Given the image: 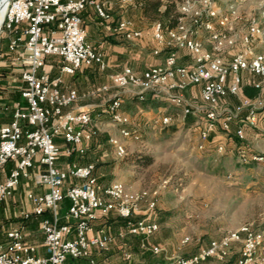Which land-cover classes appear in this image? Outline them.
Masks as SVG:
<instances>
[{"label": "built area", "instance_id": "obj_1", "mask_svg": "<svg viewBox=\"0 0 264 264\" xmlns=\"http://www.w3.org/2000/svg\"><path fill=\"white\" fill-rule=\"evenodd\" d=\"M88 5L100 17H111L107 0H10L8 3L2 31H14L9 41L10 51L22 48L25 53L20 73L25 87L22 100L12 107L11 120L0 127V176L10 162L14 163L8 175L0 180V206L23 179L34 178L44 186L43 192L31 194L32 209L23 212L22 217H42L47 255L38 254V246L25 239L24 226L18 225L8 231V242L0 244V264H70L69 257L87 258L93 248L107 250L119 238L128 235L150 238L160 230V224L150 213L136 217L143 211V205L147 211L155 208L156 192L134 190L119 180L101 184L94 175V163L59 164L62 155L85 154L87 144L98 134L92 127L89 110H65L78 100L77 89L63 90L65 74L74 75L94 64L102 70L107 67L102 54L87 39L82 14ZM179 9L182 17L176 26H165L160 20L153 22V36L159 44H173L186 50L191 63L179 64L178 53L173 50L164 65L151 67L142 74L125 67L112 76L111 85L102 84L90 91L91 95H98L112 87L116 89L109 99L107 114L119 127V135L108 140L117 157L127 154L125 140H142L141 130L129 125L124 112L127 92L141 101L152 92L154 98L166 100L187 116L202 111L196 109L186 94L199 87L205 103L200 149L205 148L219 128L229 134L233 124H237L235 132L240 139L246 137L247 128L254 130L255 138L264 135V97H242L246 78H252L255 88L264 91V52L254 48L257 42L264 41V22L249 24L241 35H230L238 17L234 6L221 7L217 0H181ZM118 30L128 39L142 34L127 19L118 23ZM202 31L209 33L212 42L209 50L198 37ZM232 49H235L232 57L226 58L225 53ZM50 55L60 57V73L55 77L45 69L46 57ZM231 97H241L240 105L233 109L228 103ZM173 121L171 114L153 119L154 124L163 128ZM58 139L65 142V147ZM224 150V144L220 143L218 151ZM247 150L245 146L238 150L242 163L264 160V155ZM66 198L70 206L62 216L60 208ZM110 213L125 219L123 229L116 234L104 229L95 231L93 221ZM189 240L186 237L183 242ZM235 243L241 246L233 264H250L263 247L264 232L257 233L251 223H244L195 253L178 258L174 264H200L210 258L223 261ZM124 256L130 258L131 253L125 252Z\"/></svg>", "mask_w": 264, "mask_h": 264}, {"label": "rangeland", "instance_id": "obj_2", "mask_svg": "<svg viewBox=\"0 0 264 264\" xmlns=\"http://www.w3.org/2000/svg\"><path fill=\"white\" fill-rule=\"evenodd\" d=\"M217 2L221 7L232 5L237 9L238 17L230 35H236L238 29L251 23L264 22V0ZM142 17L144 19L138 18L137 24L149 35L154 20ZM4 21L0 25V127L9 120L14 96L22 87L20 73L25 58L22 48L9 51V34L5 29L2 31ZM124 95V111L131 112L133 123L142 132V140H125L127 154L117 157L107 140L110 134L119 135V127L111 118L103 117L98 134L105 141L104 148H90L86 159L101 160L100 155L105 151L104 160L107 162L102 164L100 161L98 164H105V170L112 173L104 184L119 180L134 190L156 192V206L147 211L160 224L154 239L160 241V236L171 233L172 238L168 239L171 246L178 254L189 256L185 254L195 253L193 250L197 244L208 245L244 223H251L257 233L264 232V160L244 164L238 158L241 144L247 146L248 152L264 155L263 134L259 138L254 137V132L251 136L246 134L241 139L243 142H239L218 130L211 135L205 148L200 149L204 103H194L196 109L202 110L197 116H183L180 109L167 101L144 104L129 92ZM228 103L233 109L240 105L241 99L230 98ZM159 109L173 116L172 125L163 128L153 123L152 119ZM236 129L234 124L233 131ZM220 143L225 146L223 152L218 151ZM136 217L139 216L136 214ZM186 237L190 240L182 244L181 240ZM180 244L185 254L180 252ZM236 245L234 256L238 257L240 245ZM250 264H264V243L256 260Z\"/></svg>", "mask_w": 264, "mask_h": 264}, {"label": "crops", "instance_id": "obj_3", "mask_svg": "<svg viewBox=\"0 0 264 264\" xmlns=\"http://www.w3.org/2000/svg\"><path fill=\"white\" fill-rule=\"evenodd\" d=\"M107 2L108 11L111 14L109 19L100 17L92 5H88L82 14L83 25L88 32L87 39L94 49L102 54L105 62L107 63L106 69L102 70L97 64H94L92 66L83 67L74 75L65 74L63 76V90L67 91L68 88L72 87L77 89L79 94L78 100L71 106L65 108V110H89L93 117L92 127L99 133L101 129L100 125L103 124L101 119L103 117H109L107 114V106L110 97L116 89L112 87L110 91L102 92L98 95H91L90 91L93 88L102 84L111 85L112 76L121 72L125 67H131L137 74H142L145 70L151 67L164 65L166 57L173 50H176L178 53L179 64L185 65L192 62V58L186 50L177 49L173 44H159V42L155 40L152 28L153 22L151 26V34L149 35H147L148 33H145L144 28L138 26V18H144L142 17L141 10L136 5L135 1L107 0ZM123 19L131 20L134 24V28L141 30L142 34L139 37L132 39L126 38L124 34L118 30V23ZM246 28L247 26L241 27L236 33L241 35ZM198 37L203 40L205 49H211L212 42L208 32L202 31L199 33ZM254 48L256 51L264 52V41L257 42ZM236 49H239L238 45L236 46ZM155 50H158L159 52L155 53ZM234 52L235 49L228 50L225 53V57L231 58ZM46 58L45 69L47 72H49L52 77L59 75L60 57L50 55ZM186 94L191 98L193 104L197 101L204 103L201 99L199 87L192 88ZM133 96L136 97L135 95ZM21 100L22 98L18 101ZM145 100H147L148 103L155 102L156 104L166 101L161 98H154L152 92H148L146 94ZM124 112L129 118V125H135L131 118V112L126 110ZM163 114L166 113H164L162 109H159L158 112L155 113L153 119L158 115ZM10 120L11 113L9 114V120L6 123ZM133 127L139 128V126L136 125ZM252 133L253 132L251 130L246 132L249 136H251ZM112 135L113 134H110V136ZM108 140L107 143L109 144ZM58 141L59 143H62L63 147H65L66 144L62 139H58ZM104 142L105 141H103V139L99 138L98 134L87 144V151L84 155H75L72 157L62 155L59 159V164L66 166L72 163L80 165L94 163L96 168L100 161L102 164L107 162L104 160L107 155L106 152L103 151L100 155V158L102 159H97V161L94 159L92 161L87 160L86 157H89L87 156V153L90 148L103 150ZM102 164L96 168L97 175L100 176V178H108L107 176L112 172L105 170L106 165ZM9 170L10 169L7 166L1 175L0 180L4 179L8 175ZM44 190V186L38 184L34 178L23 179L22 182L15 188L13 195L4 201L3 205L0 206V244H6L8 242V231L11 228L23 225L25 239L38 246L39 255H47L44 246V233L41 224L42 217H31L29 219H24L22 217L23 212L30 211L32 209L31 194L41 193ZM69 206V201L65 199L60 208L62 216L65 215ZM142 207L143 211L137 214L139 217L148 214L147 210H144L146 205H143ZM4 221H6L7 224H2ZM93 226L95 231L104 229L107 232L116 234L123 229V220L117 218L115 214L99 215V217L93 221ZM154 236L150 238H137L132 235H128L125 238H119L116 243L112 244L107 250H98L93 248L89 257L79 259L69 257L68 262L70 264H174L178 258L184 257L182 254H178L179 252L171 246L172 243L168 242V239L172 238L171 233H166L165 235L163 234V236H160V241L158 239H154ZM181 241V243L184 244V239ZM182 244L178 245L180 250L182 249ZM203 245L205 244H197V247L193 250V252L198 251ZM239 245L241 246L240 243ZM236 246L237 245L235 243L229 255H234L236 252ZM156 248L158 251H155ZM125 252H130L131 257L126 258L124 256ZM180 252L184 254L186 253L182 252V250ZM190 254L192 253H187L185 255ZM227 262L228 261L210 258L200 264H227Z\"/></svg>", "mask_w": 264, "mask_h": 264}, {"label": "trees", "instance_id": "obj_4", "mask_svg": "<svg viewBox=\"0 0 264 264\" xmlns=\"http://www.w3.org/2000/svg\"><path fill=\"white\" fill-rule=\"evenodd\" d=\"M180 2H181V0H135V3L138 7H140L143 16L150 18L154 21L160 20L164 23L165 26H168V27L176 26L182 17V13L180 12V9H179ZM6 31L9 34V36H8V49H9V41H10V38L13 35L14 31H8V30H6ZM9 51H10V49H9ZM20 80H21V78H20ZM24 87H25V84H24V82H22L21 89L14 96L15 101L13 102L12 107L15 104V102H17L20 98H22V89ZM259 95H262L264 97V91L260 92L259 89L255 88V86L253 85V82H252V78H246L244 86H243L242 97L256 98ZM233 98H238L239 100L241 99V97H231V99H233ZM142 103L146 104V103H148V101L145 100V101H142ZM245 113H246V111L243 112V114H245ZM235 125L237 126V124H235ZM233 126H234V124H233ZM233 126H232V130L229 132L228 135L231 136V138L235 139L236 141L243 142V140H241L236 135L235 130L233 131ZM218 130L222 131L220 128ZM248 130H251L252 132H254V130H252L251 128H247L246 132ZM60 144H62V143H60ZM240 146H244V144H241ZM245 147H247V146H245ZM75 155L81 156L84 154H79L78 152H74L72 155H70V157L75 156ZM13 165H14V163L10 162L7 166L9 169H11L13 167ZM100 165L101 164H98L96 166V168L99 167ZM96 168L94 170V175H96L98 177L99 183L103 184L106 181V178H100V176L97 175V172H96L97 169ZM66 200L69 201V205H70V200L68 198H66ZM110 214H115V213H110ZM107 215H109V214H107ZM115 216L117 218L123 220V227H124L125 226V219L122 218L121 216L117 215V214H115ZM133 237L142 238L141 236H133ZM236 258H237L236 255L235 256L229 255L223 261H228L227 264H233V262L235 261Z\"/></svg>", "mask_w": 264, "mask_h": 264}, {"label": "bare ground", "instance_id": "obj_5", "mask_svg": "<svg viewBox=\"0 0 264 264\" xmlns=\"http://www.w3.org/2000/svg\"><path fill=\"white\" fill-rule=\"evenodd\" d=\"M9 1L10 0H0V25L2 21H4L3 17H5L4 14H6L5 10H6V7L8 6Z\"/></svg>", "mask_w": 264, "mask_h": 264}]
</instances>
